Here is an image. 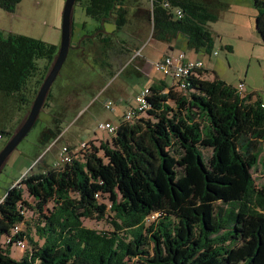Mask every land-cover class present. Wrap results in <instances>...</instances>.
Instances as JSON below:
<instances>
[{"label": "trees", "instance_id": "16d2710c", "mask_svg": "<svg viewBox=\"0 0 264 264\" xmlns=\"http://www.w3.org/2000/svg\"><path fill=\"white\" fill-rule=\"evenodd\" d=\"M139 1L146 6L139 19L152 25L154 44L173 51L182 35L187 48L211 53L208 23L226 5L221 0H77L97 25L79 31L71 49L98 43L102 56L129 52L128 39L114 37L132 22L131 6ZM21 2L0 0V7L14 12ZM254 4L264 42V0ZM106 23L115 26L113 33ZM75 27L74 21V34ZM57 51L42 39L0 32V95L4 107L19 103L18 125ZM207 71L191 69L183 88L175 78L153 81L147 106L130 120L119 117L110 140L78 150L69 145L72 159L60 164L46 157L63 138L60 111L73 92L62 85L51 104V89L41 150L0 200V264H264V183L253 176L264 165V102L256 91L207 78ZM16 128L0 131V138ZM86 219L109 228L90 227ZM19 241L26 242L25 253L15 259L10 247Z\"/></svg>", "mask_w": 264, "mask_h": 264}, {"label": "rangeland", "instance_id": "374dc122", "mask_svg": "<svg viewBox=\"0 0 264 264\" xmlns=\"http://www.w3.org/2000/svg\"><path fill=\"white\" fill-rule=\"evenodd\" d=\"M221 1L226 5L217 8L218 19L208 23L214 36L211 53L198 54L187 48L182 35L176 40L173 51L168 50L166 43L154 44L151 39L152 25L139 19L146 7L143 1L132 4V22L124 27L123 31L115 33V40L122 37L128 39V48L131 49L129 52L122 55L114 50L108 53L109 55L102 56L98 51V43L71 49L61 73L52 86L50 103L56 102L62 85L70 88L73 96L64 103V108L60 111L63 138L50 147L47 161L53 162V154L59 151L62 140L77 150L83 140L96 143L110 140L111 134L100 128L99 123L110 121L117 124L124 107L127 105L128 109L129 105L136 104L134 98L145 85L161 78L171 82L172 76L163 75L152 65L161 56L171 52L177 54L186 51L192 59H202L204 67L208 70L207 78L218 76L235 87L243 82L245 93L256 91L264 102V42L255 29L254 0ZM64 4L65 0H22L14 12L0 7V32L4 35H28L55 44L59 48ZM74 18L76 27L72 46L77 44L79 31L84 34L97 25L96 21L86 16L80 3H76L74 7ZM85 20L87 27L80 29L77 24ZM105 29L107 34L113 33L115 26L106 23ZM134 42L139 44L140 49H134ZM115 43L120 45V41ZM103 60L110 61V65H102ZM136 70L140 74L136 73ZM108 98L115 102L112 109H107L104 105ZM5 102L0 95V131L16 128L23 113L18 102L8 103L4 107ZM48 119L50 115L42 111L40 121L33 126L3 166L0 172V200L7 189L18 182L34 164L41 150L38 138L45 126L43 120L47 122ZM2 136L0 151L10 138L6 133ZM253 176L261 186L264 183V165L253 169ZM26 199L32 201V198ZM85 224L98 229L109 228L106 221L86 219ZM24 253L25 248L18 244L10 247V254L15 259H20Z\"/></svg>", "mask_w": 264, "mask_h": 264}, {"label": "water", "instance_id": "95a60500", "mask_svg": "<svg viewBox=\"0 0 264 264\" xmlns=\"http://www.w3.org/2000/svg\"><path fill=\"white\" fill-rule=\"evenodd\" d=\"M76 1L77 0H65L62 11L61 41L57 55L32 102L30 110L0 151V172L12 152L18 147L21 141L37 123L40 114L44 109L49 93L51 92L52 86L61 73V69L72 47L74 37V7L76 5Z\"/></svg>", "mask_w": 264, "mask_h": 264}, {"label": "built area", "instance_id": "2783aa9c", "mask_svg": "<svg viewBox=\"0 0 264 264\" xmlns=\"http://www.w3.org/2000/svg\"><path fill=\"white\" fill-rule=\"evenodd\" d=\"M151 2L153 0H150ZM166 6H169V2H165ZM175 14L181 18L183 16V10L179 7L174 9ZM155 68L162 72L165 76H172L179 82V87H185V77L189 74L190 70L195 67H200L203 65V61L201 59L190 60L186 59L185 52H179L177 54H167L162 56L157 62L152 64ZM240 90L244 89V83L238 85ZM149 87H144L139 93L136 94L134 100L136 102L135 105H129L128 109L124 112L123 117L127 120L132 119L138 111L143 110L147 106L146 97L149 94ZM114 100L107 99L104 102V105L107 109H112L114 107ZM99 127L107 130L110 134H113L117 128V125L112 122H100ZM1 137V135H0ZM61 138V137H60ZM60 138H57L51 145L56 144ZM88 145L86 140H83L80 143V148H84ZM70 146L66 143H61L59 146V151L57 155L56 164L64 163L70 161L72 159L73 151L70 150ZM19 230V228H16ZM22 248H26L25 241H19L17 243Z\"/></svg>", "mask_w": 264, "mask_h": 264}, {"label": "crops", "instance_id": "0c3cea01", "mask_svg": "<svg viewBox=\"0 0 264 264\" xmlns=\"http://www.w3.org/2000/svg\"><path fill=\"white\" fill-rule=\"evenodd\" d=\"M74 21H75V18H74ZM81 23H78L77 25L79 26ZM186 55H187V52H186ZM162 57V56H161ZM187 57L188 58H191V57H189L188 55H187ZM150 85V84H149ZM148 84L147 85H145V87H148L149 86ZM129 104V103H128ZM126 108H127V105L124 107V109H123V111H122V113L120 114V117L121 116H123L124 115V112L126 111ZM25 116H26V114H25ZM24 116V117H25ZM24 119V118H23ZM22 119V120H23ZM107 122H110V121H107ZM67 141H64V140H62V142L61 143H66ZM70 143V142H69ZM72 145H75V144H73V143H71ZM80 146V145H79ZM57 154H58V150L56 151V153H54L53 155H54V160H53V162H55L56 160H57ZM52 162V163H53Z\"/></svg>", "mask_w": 264, "mask_h": 264}]
</instances>
